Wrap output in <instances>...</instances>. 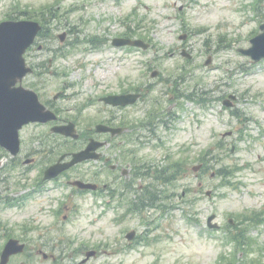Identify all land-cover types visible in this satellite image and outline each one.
<instances>
[{"label": "rangeland", "instance_id": "374dc122", "mask_svg": "<svg viewBox=\"0 0 264 264\" xmlns=\"http://www.w3.org/2000/svg\"><path fill=\"white\" fill-rule=\"evenodd\" d=\"M13 16L43 20L42 35L27 53L35 74L24 86L37 89L60 121L86 131L113 120L128 125V135H141L140 125L165 123L135 146L148 176L135 171L124 178L88 166L63 176L86 180L96 172V180H132L129 196L140 211L124 214L125 199L114 200L113 206L121 205L113 213L102 211L98 200L77 199L84 210L65 223L59 217L65 228L59 237L101 244V256L91 264H216L222 254L223 264H264V255L253 260L264 252V60L255 64L237 52L259 33L264 0H0V22ZM127 36L143 40L147 50L112 46V39ZM135 90L144 95L133 106L111 109L99 102ZM230 94L237 99L228 109L222 102ZM50 126H25L21 147L44 148L50 138L57 142L55 156L83 147L53 136ZM44 158L12 183L33 190L38 167L51 155ZM5 162L0 152V165ZM200 164L203 175L192 170ZM168 168L172 172L157 181L153 175ZM223 169L232 176L224 178ZM157 191L155 208L142 210ZM37 207L33 199L27 212ZM210 215L222 227L216 232L206 226ZM129 231L137 242L125 239Z\"/></svg>", "mask_w": 264, "mask_h": 264}, {"label": "flooded vegetation", "instance_id": "af4514ba", "mask_svg": "<svg viewBox=\"0 0 264 264\" xmlns=\"http://www.w3.org/2000/svg\"><path fill=\"white\" fill-rule=\"evenodd\" d=\"M26 79L22 81V86H24ZM39 98L42 104L57 115L52 105L45 101L43 96L39 94ZM99 102L101 103L100 99ZM68 122L71 121L62 122L58 118L57 122L49 127L50 132L53 126ZM73 123L79 135L78 140L73 141V143H81L83 148L91 140L100 144V147L94 153L97 155V159L78 164L57 178L51 180L43 179L45 170L59 159L58 155L55 156V153L53 154V149L57 147V142L53 138H50V142L45 139L44 148L40 145L38 149L31 151H25L20 144V151L16 156H10L5 151L1 152L6 162L0 165V264L2 252L10 241L16 242V248L22 246L23 249L22 252L9 256L5 264H65L66 262L69 264H91L93 260L101 256L98 250L101 244H88L83 240H80L79 243H71L75 238L78 240V236L72 238L59 237L60 233L65 232L64 226L59 223V217H61L62 223L67 222L71 217H79L84 210V206L80 205L77 199L82 198L84 200L85 198L92 201L98 200L102 203L101 210L108 211V213L120 210L119 206L121 204L118 206L112 205L116 198L117 201L125 199L127 205L125 206L124 214L128 210L134 211L137 209L136 204H134L135 201L129 196L133 188L132 180L126 182H119L118 178L111 181L96 180V172H94L91 174L93 177L90 175L85 177L86 180L80 181L92 184L95 188L93 190H81L71 185L73 181L79 179L65 180L63 176L81 166H88L94 170L106 168L111 174H120L124 178L135 171L141 172L143 166L140 167L137 161L135 146L139 142H148V139H151V134L142 130L141 135L138 133L128 135L127 133L130 130L128 125L114 124L113 120H105L102 123L93 124L86 131H79L77 123ZM97 124H104L112 128H122L124 131L114 136L109 132H97L95 130ZM53 136L58 137L59 135L53 134ZM67 140L70 139L67 138ZM48 149L51 150V154L47 151ZM80 150L82 149L67 151L62 155L70 157L72 153ZM46 155L47 157L51 155V159L38 167L33 190L25 192V188L22 186L16 187L12 183L16 177L22 178L27 173L34 172L37 169L34 165L45 159ZM126 156H129V158ZM59 192L65 195L60 198ZM33 199L38 204L37 210L35 212H27V203ZM80 232L83 233V229H80ZM90 252L94 253L92 257L82 262Z\"/></svg>", "mask_w": 264, "mask_h": 264}, {"label": "water", "instance_id": "95a60500", "mask_svg": "<svg viewBox=\"0 0 264 264\" xmlns=\"http://www.w3.org/2000/svg\"><path fill=\"white\" fill-rule=\"evenodd\" d=\"M40 27L35 22L28 21H7L0 24V146L16 155L19 149L18 131L23 125L28 123L40 122L46 123L55 120L54 114L47 111L37 99V96L29 90L22 87L15 88V84L28 73L31 69L27 68L23 59L26 49L33 43ZM261 33L252 38L248 49H238V52L257 63L264 59V24L260 26ZM61 41L63 36L60 37ZM115 46H137L147 49L139 41L131 42L129 40L117 39L113 41ZM209 63L208 62L206 64ZM157 73H153L155 77ZM137 99L135 95L109 96L104 102L113 106H126L132 104ZM230 99H234L230 96ZM229 103L225 102V105ZM53 132L65 137L77 139L78 135L73 124L58 126L52 129ZM97 132H111L112 135L119 134L121 130L110 129L103 125L96 126ZM100 147V144L91 140L87 147L72 155L69 162L62 163L65 157H61L53 166L49 167L44 179L49 180L57 177L60 173L68 170L72 166L89 159H97L94 151ZM196 170V169H194ZM80 188L90 186L81 183H75ZM213 217L209 218V222ZM211 227V226H209ZM127 239H132L133 234H128ZM14 253L9 245L5 249L4 258Z\"/></svg>", "mask_w": 264, "mask_h": 264}, {"label": "trees", "instance_id": "16d2710c", "mask_svg": "<svg viewBox=\"0 0 264 264\" xmlns=\"http://www.w3.org/2000/svg\"><path fill=\"white\" fill-rule=\"evenodd\" d=\"M206 154V153H205ZM206 163H207V161H206Z\"/></svg>", "mask_w": 264, "mask_h": 264}]
</instances>
